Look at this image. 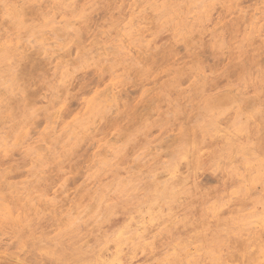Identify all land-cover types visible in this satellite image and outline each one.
I'll use <instances>...</instances> for the list:
<instances>
[{"label": "rangeland", "instance_id": "1", "mask_svg": "<svg viewBox=\"0 0 264 264\" xmlns=\"http://www.w3.org/2000/svg\"><path fill=\"white\" fill-rule=\"evenodd\" d=\"M263 19L0 0V264H264Z\"/></svg>", "mask_w": 264, "mask_h": 264}, {"label": "bare ground", "instance_id": "2", "mask_svg": "<svg viewBox=\"0 0 264 264\" xmlns=\"http://www.w3.org/2000/svg\"><path fill=\"white\" fill-rule=\"evenodd\" d=\"M193 2H194V1H193ZM19 3H20V2H19ZM166 3H167V2H166ZM17 4H18V2H17ZM160 4H161V3H160ZM22 6H23V5H22ZM29 6H30V4H29ZM19 7H20V6H19ZM119 7H120V6H119ZM227 7H229V6H227ZM246 7H247V6H246ZM248 7H249V6H248ZM169 8H170V7H169ZM229 8H230V7H229ZM233 9H235V8H233ZM259 9H260V8H259ZM8 10H9V9H8ZM169 10H170V9H169ZM207 10H208V9H207ZM156 11H157V10H156ZM172 11H173V10H172ZM12 12H13V11H12ZM137 12H138V11H137ZM162 12H163V11H162ZM160 13H161V12H160ZM176 13H177V12H176ZM13 14H16V13H13ZM174 14H175V13H174ZM257 14H258V13H257ZM49 16H50V15H49ZM243 17H244V16H243ZM243 17H242V18H243ZM122 19H123V18H122ZM263 20H264V19H263ZM14 21H15V20H14ZM214 22H215V21H214ZM257 22H258V21H257ZM32 23H33V22H32ZM73 23H74V21H73ZM28 24H29V23H28ZM34 24H35V23H34ZM70 24H71V23H70ZM132 24H133V23H132ZM215 24H216V23H215ZM22 25H23V24H22ZM128 25H129V24H128ZM70 27H71V26H70ZM210 28H211V27H210ZM112 29H113V28H112ZM57 31H58V30H57ZM159 31H160V30H159ZM250 31H251V30H250ZM46 32H47V31H46ZM5 33H7V32H5ZM40 33H41V32H40ZM171 33H172V32H171ZM252 33H253V32H252ZM58 34H59V33H58ZM48 36H50V35H48ZM238 36H239V35H238ZM255 36H256V35H255ZM257 36H258V35H257ZM37 37H38V38H37ZM37 37H36V38L39 39V36H37ZM33 38H35V37H33ZM33 38H32V39H33ZM22 39H23V38H22ZM40 39H41V38H40ZM198 39H199V37H198ZM41 40H42V39H41ZM30 41H31V40H30ZM33 41H35V40H33ZM38 41H40V40H38ZM96 41H97V40H96ZM24 42H25V41H24ZM31 42H32V41H31ZM40 42H41V41H40ZM215 42H216V41H215ZM237 43H238V42H237ZM31 44H33V43H31ZM38 44H39V43H38ZM49 44H50V43H49ZM55 44H56V43H55ZM56 45H58V44H56ZM177 45H178V44H177ZM12 48H13V47H12ZM18 48H19V47H18ZM110 48H111V47H110ZM259 48H260V47H259ZM114 49H116V48H114ZM17 50H19V49H17ZM0 51H2V50L0 49ZM88 51H89V50H88ZM190 51H191V50H190ZM27 52H28V51H27ZM109 52H110V51H109ZM56 55H57V54H56ZM103 55H104V54H103ZM129 56H130V55H129ZM244 59H245V58H244ZM247 59H248V58H247ZM247 59H246V60H247ZM248 60H249V59H248ZM24 61H25V60H24ZM257 61H258V60H257ZM64 62H65V61H64ZM258 62H259V61H258ZM246 64H247V63H246ZM196 65H197V64H196ZM241 68H242V67H241ZM256 68H257V67H256ZM181 69H182V68H181ZM70 70H71V69H70ZM71 72H72V71H71ZM245 74H246V73H245ZM245 74H244V75H245ZM120 75H121V74H120ZM254 75H255V74H254ZM260 80H261V79H260ZM255 81H256V80H255ZM256 82H258V81H256ZM190 87H192V86L190 85ZM200 87H202V86H200ZM203 87H204V86H203ZM7 88H8V87H7ZM188 88H189V87H188ZM11 89H12V88H11ZM11 89H10V90H11ZM238 89H239V88H238ZM10 90H9V91H10ZM233 90H234V89H233ZM234 91H235V90H234ZM0 92H1V91H0ZM223 92H224V91H223ZM102 93H103V92H102ZM102 93H101V94H102ZM110 93H111V91H110ZM110 93H109V94H110ZM107 94H108V92H107ZM227 95H228V93H227ZM102 96H104V95H102ZM110 96H111V95H110ZM217 96L219 97V95H217ZM104 97L107 98L106 96H104ZM108 97H109V96H108ZM229 99H230V98H229ZM98 100H99V98H98ZM104 100H105V99H104ZM106 100H107V99H106ZM226 100H227V99H226ZM109 101H110V100H109ZM96 102H97V101H96ZM111 103H112V102H111ZM112 104H113V103H112ZM252 104H253V103H252ZM28 105H29V104H28ZM222 105H223V107H224L225 104L222 103ZM230 105H231V104H230ZM253 105H254V104H253ZM105 106H106V105H105ZM25 107H26V106H25ZM105 108H106V107H105ZM111 108H112V107H111ZM112 109H113V108H112ZM114 109H115V108H114ZM36 112H37V111H36ZM56 112H57V110H56ZM241 112H242V110H241ZM90 113H91V112H90ZM251 113H252V111L250 112V114H251ZM91 114H92V113H91ZM54 115H55V112H54ZM51 118H52V117H51ZM53 118H54V117H53ZM101 118H102V117H101ZM246 118H247V117H246ZM104 119H105V118H104ZM52 122H53V119H52ZM54 123H55V121H54ZM97 123H98V122H97ZM11 126H12V125H11ZM13 126H14V125H13ZM8 129H9V128H8ZM9 132H10V131H9ZM71 138H72V137H71ZM71 138H70V139H71ZM4 139H5V137H4ZM17 139H18V138H17ZM17 139H16V140H17ZM174 139H175V138H174ZM164 140H167V139L165 138ZM176 140H177V139H176ZM42 146H43V145H42ZM34 148H35V147H34ZM36 148H37V147H36ZM44 150H45V149H44ZM232 150H233V148H232ZM44 152H45V151H44ZM44 152H43V153H44ZM40 154H41V153H40ZM207 154H208V153H207ZM232 161H233V160H232ZM160 176H161V175H160ZM164 177H165V176H164ZM162 179H163V178H162ZM163 180H164V179H163ZM248 182H250V181H248Z\"/></svg>", "mask_w": 264, "mask_h": 264}]
</instances>
